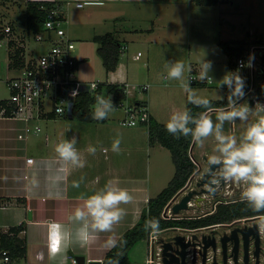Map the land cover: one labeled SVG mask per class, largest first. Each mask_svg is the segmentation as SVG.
Returning <instances> with one entry per match:
<instances>
[{
    "label": "rangeland",
    "instance_id": "rangeland-1",
    "mask_svg": "<svg viewBox=\"0 0 264 264\" xmlns=\"http://www.w3.org/2000/svg\"><path fill=\"white\" fill-rule=\"evenodd\" d=\"M164 1H181L182 4H180L179 15L177 17L171 16L173 13H167L166 15L165 12H161L162 18L165 19H157L156 14L161 9V7L159 9L158 4H149V7L146 6L140 10V13L144 15L145 19L135 17L137 11L129 7H125L123 12H118L116 9L107 11L103 7L96 8L92 6H87L81 10L77 9L73 4L69 5L65 12L66 20L63 23V28L65 37L70 42L68 45L69 53L78 59V67L76 69L78 79L87 82L110 80V75L106 74L97 53L98 44L93 40V36L95 35L110 32L121 44H125L124 48L122 47L121 49L118 65L120 73L124 74V72H128L129 76H132L131 78L129 77V82L133 85H149L147 91L141 94L136 91L135 94L136 96L142 95L144 101L148 100L149 95L151 106L158 113V118L162 121L166 122L174 110H186L187 101V94L179 87V82L165 79V62L182 60L186 64H190L192 69L196 68L199 70V61L204 57L205 53V58L213 63L210 75L216 81L220 80L225 72L239 69L240 75L245 79L246 83H249V89L245 92L246 95L240 101L241 103L244 101L249 103L252 96L259 98V102L264 103V83H262L260 67L256 62H254L253 67L247 66L250 54L258 57L259 53L264 52V48L260 46L253 49L248 48L246 50L247 53L243 57L245 64L242 68L237 66V60L235 58L230 59L231 63L236 64L233 70L229 65V58L218 46L220 42H224L229 38L232 39L230 41L245 38L249 30L254 31V35L252 36L248 34L249 37H252L251 40H256L261 33L264 35V0H225V11L221 10L218 5L212 6V9L210 7L208 9L205 6L199 8V5H196L191 0ZM24 7V1L0 2V34L3 36L0 37V99L9 97L10 90L5 81L14 75V71L8 66V41L13 40L15 45L18 46L23 43L25 45L24 51L26 50L27 53L32 51L36 54L43 48L41 43H37L34 40L33 34H27L22 16ZM87 10H91L92 12ZM212 11L214 13L211 14L210 12ZM164 20H169L170 23L172 22L171 24L169 23V27L173 31L165 33L159 36V38H147L148 40L145 41L143 39L145 36L137 35L133 32L136 28L161 27ZM182 24L184 26L183 29H178ZM6 27L10 28V30L5 31L4 28ZM254 44L260 45L256 42ZM187 75L189 73H186ZM190 76L197 80V84H191V86L198 95L205 96L209 99L221 100L220 96L225 97L227 94V88L219 89L216 82L208 83L198 80V74L196 72H193ZM132 100L130 99V102ZM121 115H124L123 109L117 108L109 114L111 118H119ZM209 115L215 121V111L210 112ZM251 119H254V117ZM73 122L64 116L40 119L38 120V124L41 127V132H31L28 134L27 139L22 141L17 138L18 129L22 123L11 118H0V140H14L13 142L9 141L7 143L18 144L20 148L24 147L23 151L20 149V154L37 155L38 144L40 141L44 142V136H48L47 141L52 147L53 142L56 140V130ZM117 124L118 126H123L119 122ZM244 130V125L239 121L235 124L226 122L224 125L226 134L236 135L237 137ZM192 144L195 143L192 142ZM214 148L215 141L212 137H209L203 146L197 144L190 146L188 152L196 165V170L189 177L186 184L171 198L164 208L162 216L166 218L200 217L212 213L219 202H230L241 199L242 186L228 183L226 187L219 186L215 195L208 193L195 195L188 202L187 209L180 210L178 214L172 212L173 204L179 201L183 195L193 189L199 190L196 184L201 174L205 171L204 168L207 166L205 158L213 153ZM3 172V176L6 178L7 174L5 171ZM8 183L9 181L6 179L3 181L0 180V186L5 187ZM198 196H203L204 199L198 201L196 199ZM11 199V197H1L0 206H9ZM18 210L14 207H9L5 210L0 209V227L3 225L17 224L18 219L15 216L19 212ZM241 219L245 220L247 218ZM257 222L259 223V221ZM10 227H1L0 236L7 234ZM221 227H218L217 233L225 230ZM34 228V226H31L26 235V254L23 258L16 260L18 264H41L34 258V250L39 239V233L36 235ZM212 232L215 231H211V227H202L196 230L174 228L169 231L159 232L155 235L151 233L148 239L139 241L130 250V264H150V260H152L151 264H157L156 262L160 258L162 260L161 254L160 258H158L157 252H161L159 249L168 235L174 238L178 234L188 235L194 233L201 237ZM19 235L22 236L20 233ZM146 259L148 260L146 261ZM210 259L211 257L207 260L208 263H210ZM217 259L219 260V256ZM201 262L202 254L199 255V264H202ZM230 264H233V262Z\"/></svg>",
    "mask_w": 264,
    "mask_h": 264
},
{
    "label": "crops",
    "instance_id": "crops-1",
    "mask_svg": "<svg viewBox=\"0 0 264 264\" xmlns=\"http://www.w3.org/2000/svg\"><path fill=\"white\" fill-rule=\"evenodd\" d=\"M163 1L69 0L62 4V11L65 16L69 5L82 2V7H75L81 10L87 6L96 8L103 7L107 11L116 9L118 12H123L125 7H129L137 11L135 17L145 19L144 15L140 13V10L146 6L149 7V4H158L159 9L160 7L161 9L156 14L157 19H165L162 18L161 12H165L166 15L167 13H173L171 16L177 17L179 15L180 4H182L181 1H164L165 3ZM224 2L225 0H220L216 5L225 11L226 6ZM201 7L204 6L199 5V8ZM205 7L212 9V6ZM210 13L212 14L214 12L212 11ZM169 23V20H164L161 27L136 28L133 32L137 35L145 36L143 39L147 41L150 38H159V36L173 31L170 29ZM183 27L182 24L178 29H183ZM253 33L254 31L249 30L245 35L246 37L239 40L244 41L245 48L253 49L258 48V46L264 48V35L261 33L256 40H251V36L254 35ZM248 34L251 36L249 37ZM230 40L232 39L229 38L226 41ZM255 42L260 45L254 44ZM121 46L124 48L125 44L122 43ZM76 60L78 67V59L76 58ZM231 65V69L233 68L234 70L236 64L232 63ZM193 72L198 74L199 70L194 68L189 75H192ZM106 74L110 75V80L103 81L105 83H131L129 82V77L131 78L132 76H129L128 72L121 74L119 66L114 72ZM195 81L197 80L194 78L191 84L194 85ZM145 103L150 117L160 123H166L158 118V113L151 106L149 95ZM123 117L124 115H121L119 118H111L108 116L107 119L102 121H83L75 117H67L74 122L56 130V140L53 142L52 147L47 141L48 136H44V142L40 141L38 144L37 155L20 154V149L23 151L24 147L20 148L18 144L7 143L9 141L13 142L14 140H0V175H2L0 176V180L3 181L6 179L9 181L5 187L0 186V198H12L9 206L7 205L0 209L5 210L9 207L19 209V212L15 216L18 219L17 224L3 225L1 227H14L22 224L25 226V229L20 232L22 236H19L26 239V235L31 226H34L36 235L39 233L38 243L34 250V258L41 264H62V261L63 264H77L74 262L76 256H83L85 264L88 261L102 262V258L108 251L103 247V243L112 233H100L92 244L84 247L73 244L65 253L62 255L58 254L55 257L51 255L47 247L49 224L51 222H57L70 229H74L77 226L75 223H71L68 217L74 212L77 206L83 203L79 199L81 193L90 195L103 187L109 180L116 181L121 188L127 189L130 192L134 199L128 205H121L126 210V215L119 224L114 226V233L119 237L125 230L138 221L142 211L147 208L148 200L161 192L173 177L175 167L170 151L158 143H150L147 127L143 124L118 126L117 122ZM73 136L77 138V150L80 151L87 163L82 169H74L68 166L64 172H61L60 169L63 166V162L59 160L55 153V145L61 140L70 139ZM117 136L122 141L120 145L121 152L119 154L111 151V143ZM89 145L97 148L94 156L85 151ZM192 145L195 146V144ZM103 149H107V151ZM27 157L34 159L32 164L26 163L25 159ZM3 171L7 174L6 178L3 176ZM26 175L27 177H25ZM60 176L63 179L58 181L57 178ZM81 177H84V180L80 184V187H72L73 181H80ZM33 178L38 181L37 187H33L31 183ZM58 191L61 193L59 198L56 196ZM16 198L20 199L16 200ZM29 211L32 215L31 219L27 216V212ZM38 255L41 257L39 258ZM129 255L131 254L129 253Z\"/></svg>",
    "mask_w": 264,
    "mask_h": 264
},
{
    "label": "clouds",
    "instance_id": "clouds-1",
    "mask_svg": "<svg viewBox=\"0 0 264 264\" xmlns=\"http://www.w3.org/2000/svg\"><path fill=\"white\" fill-rule=\"evenodd\" d=\"M206 53L199 61V72L197 79L201 82H216L219 89L227 88L226 107L213 108L212 102L205 96L198 95L191 86L192 78L186 73H191L190 64L182 60L166 61L164 68L165 79L179 82V87L187 94V102L197 108L205 109L197 115H192L191 110L174 111L165 123L166 131L175 138L191 137L192 141L203 146L209 138H214L215 148L213 153L207 157V187L214 192L222 183H234L242 186L241 199L256 213H264V103L257 101L254 107L247 101L241 103L246 93L245 79L240 75L239 69L225 72L223 77L216 81L210 72L213 63L207 60ZM254 55L250 54L247 66L252 67ZM241 66L244 63L241 62ZM50 87V83L46 82ZM34 86V82H33ZM95 88V85H92ZM37 93L40 89L36 88ZM70 95L74 98L78 95L73 90ZM224 100V96H220ZM70 109L71 104L65 102ZM115 111L112 98L96 95L93 105L92 118L102 121ZM215 111V121L209 115ZM254 119H251L253 118ZM237 121L244 125V132L236 135L226 134L225 123L235 124ZM37 132L40 129H36ZM121 138L117 136L111 143V151L119 154L121 152ZM77 138L61 140L55 145V153L63 166L60 171L64 172L68 166L74 169H82L86 166L80 151L76 148ZM107 151V149H103ZM85 151L95 155L97 148L89 145ZM58 181L63 177L57 178ZM84 177L80 181H73L72 187L79 188ZM33 187L38 186V181L33 178ZM59 198L61 193L58 191ZM79 199L83 202L77 206L68 217L71 223L77 226L74 229L66 228L59 223L49 224L50 253L53 257L62 255L73 244L81 247L92 244L100 233H112L103 243L106 250L117 249L114 258H110L107 264H119L123 256V249L127 241L114 233V226L119 224L126 215V210L121 205L132 203L133 196L127 189L121 188L116 181L109 180L103 187L92 194L81 193ZM260 227L264 229V215L258 217ZM144 229L151 230L153 235L158 234L160 222L152 218L145 222ZM55 245V247H54ZM66 259V257H64ZM63 264V261H62Z\"/></svg>",
    "mask_w": 264,
    "mask_h": 264
},
{
    "label": "trees",
    "instance_id": "trees-1",
    "mask_svg": "<svg viewBox=\"0 0 264 264\" xmlns=\"http://www.w3.org/2000/svg\"><path fill=\"white\" fill-rule=\"evenodd\" d=\"M15 2L24 1L25 7L22 11L23 22L27 30V34H35L43 32L44 22L47 18V11L54 7L55 3L50 1H32V0H0V2ZM196 5L213 6L219 3L220 0H191ZM62 5V4H60ZM0 37H3L0 34ZM93 40L98 44L97 53L101 59L103 68L106 73L114 72L119 64L121 54V43L112 33L107 32L93 36ZM9 47V63L11 69L19 68L23 65L21 53L23 48L15 45L13 40L8 41ZM221 51L229 58V64L232 66L230 59L243 58L247 53L243 40L224 41L218 44ZM12 48V49H10ZM197 84V81H195ZM107 93L113 92L115 99L123 98L118 83H105L102 86ZM249 89V83H246L244 91ZM227 95V94H226ZM226 95L224 100H211L213 108L226 107ZM95 104V96L84 92L79 95L77 104L74 106L75 118L83 121H92V107ZM186 110H191L192 115L205 111V109L197 108L186 101ZM53 116V115H52ZM49 114V118H53ZM148 130V138L150 143H158L168 149L171 153L172 162L175 167V172L167 186L161 190L155 197L150 198L147 203V208L142 211L138 221L124 231L119 237L127 241L123 249V256L119 259V264H130L129 252L136 243L141 240L148 239L151 230H145V222L155 218L160 222L159 232L174 229H197L208 227L214 224L229 223L236 219L254 217L264 215V213H256L252 211L246 202L240 200L230 202H219L212 213L195 218H164L162 212L171 198L186 184L189 177L195 172L196 165L189 155L190 146H192L191 137L175 138L165 129V123H159L154 118L149 116L147 123H143ZM25 229V226L19 224L10 227L7 234L1 235L2 245L5 246L14 260L21 259L26 254L25 238L19 237L18 234ZM117 249L107 251L102 258L101 264H107L108 259L114 258ZM16 264H18L16 262Z\"/></svg>",
    "mask_w": 264,
    "mask_h": 264
},
{
    "label": "built area",
    "instance_id": "built-area-1",
    "mask_svg": "<svg viewBox=\"0 0 264 264\" xmlns=\"http://www.w3.org/2000/svg\"><path fill=\"white\" fill-rule=\"evenodd\" d=\"M68 1H50L55 3V5L47 11V18L44 22L45 30L33 34L34 40L37 43H41L43 48L36 54L32 51L27 53L26 50L24 51L25 45L23 43L19 44L23 48V52L21 53L23 65L16 69L13 68L14 75L5 81L10 90V95L8 98L0 99V118H11L22 123L18 129V140H26L28 134L31 132H41L38 120L49 118V114L53 115L52 117L64 116L74 118V106L77 104L79 95L84 92L95 97L96 95H103L106 98L110 96L115 108L123 109L124 117L119 120V124L123 126L145 124L149 119L144 97L142 95L136 96L135 94L136 91L140 94L147 91L148 84L133 85L128 82L119 83L124 96L121 99H115L113 92L107 93L104 87H102L104 85L103 81L84 82L78 79L76 75L77 60L69 53L68 45L70 42L65 37L63 28L66 18L62 11V5H60ZM75 6L80 8L83 6V3L76 2ZM4 29L5 31L10 30L8 27ZM241 62L244 63L242 57L237 59V66L239 68H242ZM254 62L259 67L261 66L259 57L254 56L252 64ZM191 78L194 80L193 77ZM46 82L50 83V87ZM92 85H95L94 89ZM36 88L40 89L39 93H37ZM73 90L78 91V95L74 98L70 95ZM130 99L133 100L130 102ZM252 99L254 102L260 101L259 98L253 96ZM65 102L71 104L70 109ZM37 128L40 129L39 132L36 131ZM25 161L27 164H32L34 159L27 157ZM0 208H3V206H0ZM163 217L166 218L165 216ZM47 247L50 250L49 234ZM38 257L40 258L41 256L38 255ZM160 261L156 263L159 264ZM149 263L151 264L152 260ZM0 264H16V260L12 258L9 250L2 245L1 236Z\"/></svg>",
    "mask_w": 264,
    "mask_h": 264
},
{
    "label": "flooded vegetation",
    "instance_id": "flooded-vegetation-1",
    "mask_svg": "<svg viewBox=\"0 0 264 264\" xmlns=\"http://www.w3.org/2000/svg\"><path fill=\"white\" fill-rule=\"evenodd\" d=\"M227 184L222 183L220 187H226ZM197 187L199 190L203 188V186L198 185ZM257 221H259L258 217H247L245 220L236 219L229 223L210 225L208 227H211V231L215 232H212L213 234L207 233L201 237L194 233L188 235L178 234L184 236L185 242L191 243V245L186 248L185 264H199V255L203 253V245L205 243L209 244L206 249L205 264H213V262L216 264H230L233 262V264H235V256L237 260L236 264H245V256L247 258L246 264H264V229L260 227V224ZM219 226H222L221 228H224L225 230L217 233ZM254 226L257 229L256 231L255 228L253 229ZM244 231L248 233L246 240L244 238ZM167 240L174 244L172 236H166L164 241ZM212 241L214 242V246L212 245ZM224 246L225 248L223 249ZM174 248H177V246L174 245ZM159 250H161V248ZM157 253L159 256L158 258H160L161 252ZM217 255L219 256V260L217 259ZM210 257V263H208L207 260ZM162 263L161 260V263L159 264Z\"/></svg>",
    "mask_w": 264,
    "mask_h": 264
},
{
    "label": "water",
    "instance_id": "water-1",
    "mask_svg": "<svg viewBox=\"0 0 264 264\" xmlns=\"http://www.w3.org/2000/svg\"><path fill=\"white\" fill-rule=\"evenodd\" d=\"M259 60H260V72L262 75V83H264V52H261L258 54ZM249 105L254 107V101L253 99H250ZM205 161L207 163V158H205ZM207 168L208 165L205 168L204 173L200 176L199 181L197 183L198 186H203L200 190H190L188 191L185 195L182 196V198L177 201L175 204L172 206V212L174 214H178L180 210H185L188 208V202L195 196V195H201L203 193H208L211 195H215L217 188L214 192H210L207 187ZM206 186L207 188H205ZM196 199L202 200L204 199L203 196H198ZM32 215L31 212H28V218L31 219ZM255 228V231L257 230L256 227L254 226L253 229ZM248 233L244 231V238L245 240L247 239ZM174 244H172L170 241H165L161 245V257H162V262L163 264H185V256H186V248L191 245L190 242H185L184 241V236L182 235H176L174 238ZM212 245L214 246V242L212 241ZM174 245L177 246V248H174ZM209 246L208 243H205L203 245V253H202V264H205L206 261V249ZM225 246L223 247V249ZM236 249V248H235ZM226 259V258H225ZM245 264L247 263V258L245 256ZM75 262L77 264H85V259L83 256H76L75 257ZM234 263H237L236 256L234 257ZM87 264H101L100 261H88ZM213 264H216L213 262Z\"/></svg>",
    "mask_w": 264,
    "mask_h": 264
},
{
    "label": "snow or ice",
    "instance_id": "snow-or-ice-1",
    "mask_svg": "<svg viewBox=\"0 0 264 264\" xmlns=\"http://www.w3.org/2000/svg\"><path fill=\"white\" fill-rule=\"evenodd\" d=\"M54 247H55V245H54Z\"/></svg>",
    "mask_w": 264,
    "mask_h": 264
}]
</instances>
